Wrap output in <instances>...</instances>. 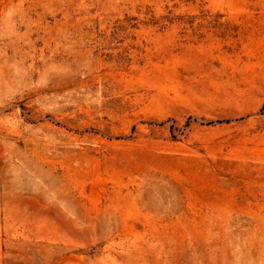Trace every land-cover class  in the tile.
<instances>
[{
    "label": "rangeland",
    "instance_id": "rangeland-1",
    "mask_svg": "<svg viewBox=\"0 0 264 264\" xmlns=\"http://www.w3.org/2000/svg\"><path fill=\"white\" fill-rule=\"evenodd\" d=\"M264 0H0V264H264Z\"/></svg>",
    "mask_w": 264,
    "mask_h": 264
},
{
    "label": "crops",
    "instance_id": "crops-1",
    "mask_svg": "<svg viewBox=\"0 0 264 264\" xmlns=\"http://www.w3.org/2000/svg\"><path fill=\"white\" fill-rule=\"evenodd\" d=\"M259 29H260V30H258V32H260V31H264V26H263V25H260V26H259ZM261 38L264 40V36L261 37Z\"/></svg>",
    "mask_w": 264,
    "mask_h": 264
}]
</instances>
